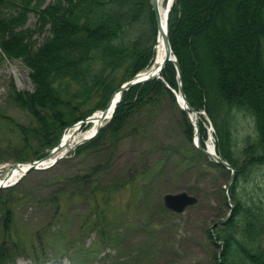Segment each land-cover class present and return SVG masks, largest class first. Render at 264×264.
Returning a JSON list of instances; mask_svg holds the SVG:
<instances>
[{"label":"trees","instance_id":"trees-1","mask_svg":"<svg viewBox=\"0 0 264 264\" xmlns=\"http://www.w3.org/2000/svg\"><path fill=\"white\" fill-rule=\"evenodd\" d=\"M30 12L37 16V29L22 27ZM145 17L156 34L149 0H0V58L20 59L33 83L31 91L13 88L9 96L34 120L32 125L17 123L21 142L13 148L14 159L33 160L47 154L65 128L104 108L123 81L151 63L153 52L148 46L141 49L139 38L130 46L123 40L129 29L145 23ZM44 30L47 35L36 45L33 33ZM167 35L188 104L205 111L214 127L216 152L236 169L229 187L235 207L228 221L214 228L223 242L217 264H264V206L236 196L238 183L264 165V0H174ZM121 68L123 74L117 80ZM161 76L124 90L110 120L73 152L116 142L127 120L144 107H154L163 94L176 101L171 89L178 90V76L172 62H166ZM93 97L95 104L87 107ZM240 112L251 115L255 125L241 146L234 128ZM182 113L191 141L194 128ZM0 116H4L1 111ZM205 123L200 114L202 146L207 138ZM192 147L211 165L229 172ZM12 189L0 190L6 230L13 219L8 205ZM99 232L92 247L106 241L104 230ZM208 235L216 244L209 230ZM18 249V243L10 247L1 243L0 264L13 263ZM88 254L74 252L81 262Z\"/></svg>","mask_w":264,"mask_h":264},{"label":"rangeland","instance_id":"rangeland-1","mask_svg":"<svg viewBox=\"0 0 264 264\" xmlns=\"http://www.w3.org/2000/svg\"><path fill=\"white\" fill-rule=\"evenodd\" d=\"M36 19L30 12L22 27L35 29ZM145 19L123 40L130 46L139 38L141 49L148 46L154 55L156 34ZM46 35V30L36 32L32 39L39 45ZM122 72L116 73L117 80ZM28 73L20 59L0 58V160L8 162L6 169L18 161L12 155L21 142L17 123H34L9 98L13 88L33 89ZM184 120L179 104L163 94L154 107H144L127 120L116 142L72 150L46 168L29 170L11 185L13 219L8 230L0 215V244H19L10 264H217L214 254L220 248L208 230L230 210L225 194L229 172L198 155ZM205 126L207 144L213 130L209 122ZM234 128L241 146L254 132L253 117L237 113ZM180 191L195 195L197 203L182 212L166 208L163 194ZM236 196L264 206V165L238 183ZM100 229L106 241L92 247ZM76 251L89 253L86 260L81 262Z\"/></svg>","mask_w":264,"mask_h":264},{"label":"water","instance_id":"water-1","mask_svg":"<svg viewBox=\"0 0 264 264\" xmlns=\"http://www.w3.org/2000/svg\"><path fill=\"white\" fill-rule=\"evenodd\" d=\"M149 4L150 7L152 9V12L154 14V18L157 24V35H160L162 37L163 40V44L164 47L166 49L165 52V58L162 62V64L160 65V69L158 73H149V71H145L146 74L143 75L142 73L145 72H138L136 73L134 76H132L131 78L127 79L126 81H124L110 96L109 100L107 101L105 107L101 110H99L100 112V124L98 125V127L95 129L94 133L88 137H84L81 141L76 142L73 145H69L68 143L63 141V135L61 136L59 143L44 157H42L41 159L37 160V161H33V162H25V164H27V168L25 170L28 169H32V168H40V167H44L46 166V163L49 161H55L56 159L62 157L66 152H68L71 149H74L75 147H77L79 144L89 140L91 137H93L96 133H98V131L100 130L102 124L101 121L103 119H105L108 116H111V109L112 112L114 111V108L117 105V102L120 99V96L122 94V92L128 88H130L133 85L139 84V83H143L149 80H152L154 78H162L161 77V72L162 69L164 68L166 62H172L177 70V75H178V90L179 93L176 94L177 97V101L179 102V97L180 96L182 103L180 104V107L182 108V110L188 115L191 116V114L195 115V119H191V122L193 123L194 127H195V136L197 141L199 142V126L197 123V119L199 118L198 112L188 104L185 95H184V91H183V86H182V80H181V76H180V68H179V64L178 61L171 49L170 46V42L168 39V35H167V16L166 15V22H165V28H164V32L162 33L160 31L159 25H158V19H157V14H158V0H149ZM168 12L170 10V8L167 9ZM92 116V115H91ZM91 116L87 117L85 121H90ZM83 121L78 122L74 128V133H77L79 131V127L82 125ZM199 149L204 152L205 154H207L208 156H210L212 159H214L217 163L222 164L224 167L228 168L231 171V174L229 176L228 181L225 184V194L227 196L228 202L230 204V210L228 212V214L220 219L219 221H217L214 225L218 224V223H224L225 221H227L229 219V217L232 214V211L234 209V203L233 201L230 199L229 195H228V188L231 184V182L233 181V178L235 176V168L229 164L227 161H225L224 159H222L220 157V155H218L214 150H209L206 148H203L201 146H199ZM17 167L19 168V163L14 162L13 163V168ZM11 173V171L8 172L9 176ZM2 186V185H1ZM163 199V204L166 208L175 211V212H182L184 211L188 206L193 205L195 203H197L198 198L193 195L190 194L186 191H180V192H176V193H165L162 196ZM214 226H212L210 228L211 231H213ZM215 242L218 244H222V242L217 241L215 239ZM220 255V254H219ZM184 264H191V263H184Z\"/></svg>","mask_w":264,"mask_h":264},{"label":"bare ground","instance_id":"bare-ground-1","mask_svg":"<svg viewBox=\"0 0 264 264\" xmlns=\"http://www.w3.org/2000/svg\"><path fill=\"white\" fill-rule=\"evenodd\" d=\"M173 1L174 0H158V14H157L158 17H157V19H158V25H159L160 31L162 33L164 32V28H165V22H166L165 18H166V15H168L167 9L171 8ZM165 52H166V49L164 47L162 37L160 35H156V40L154 43V55H153L151 64L146 70H143L142 72L149 71V73H154V74L158 73L159 69H160V65L162 64V62L165 58V55H166ZM142 74L145 75L146 72L142 73ZM178 97H179V104H181L182 100H181L179 95H178ZM111 112H112V109H111L110 113ZM193 118H194V116H193ZM103 121H101V123ZM99 124H100V112L97 111L96 113H94L93 116H91L90 126L86 130H80L79 132L74 133V128L72 127L67 132H65V134L63 136V141L68 143L69 145H73L76 142L81 141L84 137H88V136L92 135ZM211 128L213 130V127H211ZM213 142H214V140H211V143H213ZM208 146H209L208 149L211 151L212 145L210 144V142H209ZM25 166L26 165H23L22 169H20V168L14 169V171L10 173L11 176L6 181V184L16 181L19 178L21 171H23V169L26 168ZM4 182H5V180H4L3 176H0V184H3Z\"/></svg>","mask_w":264,"mask_h":264}]
</instances>
